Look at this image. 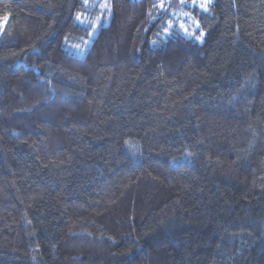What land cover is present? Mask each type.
Here are the masks:
<instances>
[{"label": "trees", "instance_id": "1", "mask_svg": "<svg viewBox=\"0 0 264 264\" xmlns=\"http://www.w3.org/2000/svg\"><path fill=\"white\" fill-rule=\"evenodd\" d=\"M0 264H264V0H0Z\"/></svg>", "mask_w": 264, "mask_h": 264}, {"label": "snow or ice", "instance_id": "2", "mask_svg": "<svg viewBox=\"0 0 264 264\" xmlns=\"http://www.w3.org/2000/svg\"><path fill=\"white\" fill-rule=\"evenodd\" d=\"M210 3H211V0H201V2L199 3V7L201 9H203V10H207L208 9V6L210 5ZM193 4H196V0H193ZM101 7L102 8H106L107 6L106 5H101ZM160 8H164V4L163 3L160 4ZM185 15H187V14H185ZM171 23L172 22L169 21V25H171ZM93 27H95V25H93ZM180 27L181 28H184L186 34H188V35H194V32L189 33L188 30H187V28H185V26L183 24H181ZM196 27L198 28L199 25L197 24ZM164 31H165V33H167L169 31V29L168 28H165ZM90 35H91V33H90ZM203 36H204V32L201 31V33H200L199 36H195V39L196 40H201ZM76 47L79 48L78 45ZM81 51H82V49H81Z\"/></svg>", "mask_w": 264, "mask_h": 264}, {"label": "rangeland", "instance_id": "3", "mask_svg": "<svg viewBox=\"0 0 264 264\" xmlns=\"http://www.w3.org/2000/svg\"><path fill=\"white\" fill-rule=\"evenodd\" d=\"M192 2H193V0H192ZM200 2H201V0H196V4H199ZM5 22H6V18H3L2 21H1V26L2 27L4 26Z\"/></svg>", "mask_w": 264, "mask_h": 264}]
</instances>
